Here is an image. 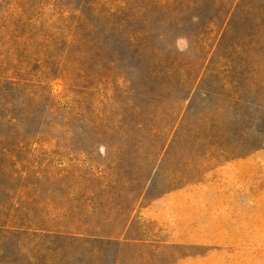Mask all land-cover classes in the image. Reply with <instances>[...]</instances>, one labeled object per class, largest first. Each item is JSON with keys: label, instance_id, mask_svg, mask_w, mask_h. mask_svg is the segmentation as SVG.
<instances>
[{"label": "rangeland", "instance_id": "obj_1", "mask_svg": "<svg viewBox=\"0 0 264 264\" xmlns=\"http://www.w3.org/2000/svg\"><path fill=\"white\" fill-rule=\"evenodd\" d=\"M0 65V264H264V0H0Z\"/></svg>", "mask_w": 264, "mask_h": 264}, {"label": "trees", "instance_id": "obj_2", "mask_svg": "<svg viewBox=\"0 0 264 264\" xmlns=\"http://www.w3.org/2000/svg\"><path fill=\"white\" fill-rule=\"evenodd\" d=\"M23 79V75L17 69L9 68L8 65H0V83L14 84Z\"/></svg>", "mask_w": 264, "mask_h": 264}, {"label": "clouds", "instance_id": "obj_3", "mask_svg": "<svg viewBox=\"0 0 264 264\" xmlns=\"http://www.w3.org/2000/svg\"><path fill=\"white\" fill-rule=\"evenodd\" d=\"M178 45H183V47H178L179 51H181V52L185 51V49L188 46V42H187L186 38H180L178 41Z\"/></svg>", "mask_w": 264, "mask_h": 264}]
</instances>
